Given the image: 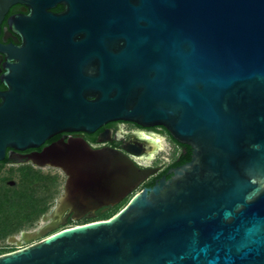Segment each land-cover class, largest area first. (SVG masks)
<instances>
[{
	"label": "water",
	"instance_id": "water-1",
	"mask_svg": "<svg viewBox=\"0 0 264 264\" xmlns=\"http://www.w3.org/2000/svg\"><path fill=\"white\" fill-rule=\"evenodd\" d=\"M16 1L0 0V21ZM22 1L28 51L76 60H44L55 86L38 110L24 103L22 129L1 105L0 160L116 120L163 125L191 158L110 218L61 229L57 216L95 218L160 167L84 138L53 144L34 161L61 166L64 190L0 264H264V0Z\"/></svg>",
	"mask_w": 264,
	"mask_h": 264
},
{
	"label": "flooded vegetation",
	"instance_id": "flooded-vegetation-1",
	"mask_svg": "<svg viewBox=\"0 0 264 264\" xmlns=\"http://www.w3.org/2000/svg\"><path fill=\"white\" fill-rule=\"evenodd\" d=\"M63 10V4L58 3L55 7L49 9L48 13L58 16ZM29 13L30 8L22 0H17L10 5L0 21V107L4 102L7 103L12 129H14L13 127L22 129L23 127L22 109L25 106L24 103L32 112L34 109L38 110L41 100L43 101L46 86H55L54 76L47 77L46 80L44 60H76L71 56H41L38 55V52L34 53L33 51L31 54L28 51L24 24ZM83 37H85L84 33L73 32L71 39L75 42L76 40H82ZM84 60L87 59L84 58ZM157 137L173 140L177 144L176 149L173 158L169 162L149 164L147 161L153 159L156 151L148 145L155 141L158 142V148H160L161 140L157 141ZM77 138H84L96 149L112 148L122 151L141 166L160 167L157 174L150 177L140 188L120 203L100 206L95 211L96 217L121 204H123L121 207L123 208L135 193L144 187L153 186L156 179H160L163 175L169 178L171 176V173L168 172L169 169L183 164L184 162L179 161L187 151L184 145L179 144L163 125L144 126L133 121L116 120L103 125L93 133L62 131L36 146L22 148L14 143L8 145L5 157L0 160V183L5 181L8 187L16 192L25 191L33 194L44 186L45 170L51 171V175L61 176L64 179L63 189L55 198V205L56 199L64 190L66 173L61 166L51 165L44 159L34 161V158H38L53 144L70 142ZM52 171L54 172L52 173ZM151 181L153 183L149 184ZM36 201H39V199H36ZM46 213H43V215ZM53 220L54 223L59 221L68 222L65 226H61V229L75 225L73 224L75 220L72 219V214L68 211ZM27 245L25 241L21 244L22 247Z\"/></svg>",
	"mask_w": 264,
	"mask_h": 264
},
{
	"label": "rangeland",
	"instance_id": "rangeland-1",
	"mask_svg": "<svg viewBox=\"0 0 264 264\" xmlns=\"http://www.w3.org/2000/svg\"><path fill=\"white\" fill-rule=\"evenodd\" d=\"M176 145L177 144L173 140L161 139L160 146H159L160 148L156 150V154L153 157V159H150L147 162L149 164H157V163L163 164V163L169 162L173 158ZM50 172L51 171L45 170L44 186L41 187L37 192L33 193L36 199H39L40 205L47 207V211H49L52 208V206L54 205L55 198L62 191L63 180H64L63 177L51 175ZM53 172L54 171H52V173ZM6 178H10V177H6ZM6 188H9L8 184L5 181L1 182L0 190H4ZM22 192L26 193L25 191H22ZM10 207H13V206H10ZM42 215L43 214H41L40 216H38L37 218L31 221H27L24 225L15 229L8 236L0 237V255L17 250L18 244L13 243L11 240H9V237L17 236L18 238L22 239L21 237L22 231L34 230V229L39 228L44 222ZM10 229H11V226L9 225L6 227L3 225H0V233L6 232L7 230H10Z\"/></svg>",
	"mask_w": 264,
	"mask_h": 264
},
{
	"label": "trees",
	"instance_id": "trees-1",
	"mask_svg": "<svg viewBox=\"0 0 264 264\" xmlns=\"http://www.w3.org/2000/svg\"><path fill=\"white\" fill-rule=\"evenodd\" d=\"M183 145L187 149V151L183 154V157L179 162H186L191 158V147L187 144ZM152 183L153 181L149 182V184ZM39 202L40 201H36V197H34L32 193H17L11 188L0 190V225H3L5 227L8 225L11 226L10 230L0 233V237L8 236L15 229L24 225L27 221H31L41 214L45 213L47 211V207L40 205ZM122 205L123 204L109 210L104 214L97 216L96 218L85 217L79 221H74L73 224L76 225L99 219H108L115 213H117Z\"/></svg>",
	"mask_w": 264,
	"mask_h": 264
},
{
	"label": "built area",
	"instance_id": "built-area-1",
	"mask_svg": "<svg viewBox=\"0 0 264 264\" xmlns=\"http://www.w3.org/2000/svg\"><path fill=\"white\" fill-rule=\"evenodd\" d=\"M76 225H78V224H76ZM19 248H22V246L21 245H17V249H19Z\"/></svg>",
	"mask_w": 264,
	"mask_h": 264
},
{
	"label": "bare ground",
	"instance_id": "bare-ground-1",
	"mask_svg": "<svg viewBox=\"0 0 264 264\" xmlns=\"http://www.w3.org/2000/svg\"><path fill=\"white\" fill-rule=\"evenodd\" d=\"M156 140L159 141V140H161V138L160 137H157Z\"/></svg>",
	"mask_w": 264,
	"mask_h": 264
}]
</instances>
